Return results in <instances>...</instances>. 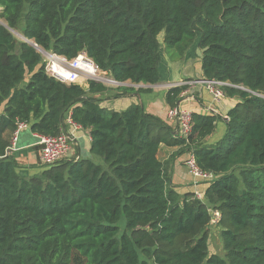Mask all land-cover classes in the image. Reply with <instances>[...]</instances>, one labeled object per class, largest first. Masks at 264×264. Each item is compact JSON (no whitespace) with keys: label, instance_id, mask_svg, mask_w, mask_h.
Listing matches in <instances>:
<instances>
[{"label":"trees","instance_id":"trees-1","mask_svg":"<svg viewBox=\"0 0 264 264\" xmlns=\"http://www.w3.org/2000/svg\"><path fill=\"white\" fill-rule=\"evenodd\" d=\"M0 8L8 26L0 24V264H264V0H0ZM10 29L25 40L18 45ZM161 33L181 59L202 50L203 78L239 98L229 119L193 112L181 138L140 103L103 107L96 95L111 89L102 82L50 76L28 42L68 59L85 52L120 83L157 84ZM186 88L166 91L170 108ZM69 116L90 130L102 163L63 159L32 176L19 171L8 153L18 123L56 136ZM220 121L224 135L207 143ZM162 144L193 152L216 175L202 190L206 201L169 184ZM211 209L222 214L217 224ZM213 227L224 256L209 251Z\"/></svg>","mask_w":264,"mask_h":264},{"label":"crops","instance_id":"crops-1","mask_svg":"<svg viewBox=\"0 0 264 264\" xmlns=\"http://www.w3.org/2000/svg\"><path fill=\"white\" fill-rule=\"evenodd\" d=\"M161 43V49L164 51L165 45ZM191 49L187 51L184 58L175 65L172 66L170 60L162 57L161 65V81L157 84H132L130 81L123 83L125 85L135 88V91L124 94L120 97H115L117 93L122 91L110 90L103 94H97L96 97L100 98V104L106 106L109 109L113 108L116 111H121L132 104L140 103L145 108V111L161 117L168 122L171 126L176 128V134H178L177 124L174 121H170L167 113L170 106L165 99L166 91L171 87L170 84L179 82L183 79H202V63L200 49ZM191 50V51H190ZM178 64V65H177ZM164 74V75H163ZM86 82V81H85ZM84 82V83H85ZM81 85L83 84L80 82ZM88 87V83L83 85ZM188 94L183 95L181 102L178 106L189 109L192 112L208 113L207 108L214 106L219 115L223 118L228 115V112L233 108L239 98H229L225 96L219 103H214L211 94L203 86H191L187 87ZM193 97V98H190ZM221 124L219 132L218 125ZM215 133L209 136L206 141L209 144L216 143L226 131V123L218 122ZM69 130L74 131L76 134V143L73 145L69 160L79 159H91L96 163H102L101 157L91 153V135L89 129L82 127L74 129L71 126L67 127ZM179 135V134H178ZM21 140V145L18 147L15 145V149H12L9 153L15 156L19 162V171L27 176H32L42 170V164L40 161L41 147L38 142V136L33 133L30 126L20 133L18 138ZM179 146H167L162 144L159 148L158 158L163 162H169L168 175L169 184L180 194L185 195L193 193L195 186L193 176L186 171L185 161L188 157V152L180 153ZM189 175L190 178H185ZM201 184V183H200ZM183 185H189L188 189L184 190ZM201 188V185H198ZM193 189V190H192Z\"/></svg>","mask_w":264,"mask_h":264},{"label":"built area","instance_id":"built-area-1","mask_svg":"<svg viewBox=\"0 0 264 264\" xmlns=\"http://www.w3.org/2000/svg\"><path fill=\"white\" fill-rule=\"evenodd\" d=\"M44 61L46 63V72L64 83H80L81 81L88 82L91 79H95L104 83L105 85L118 87L123 83L117 82L107 72L100 70L93 60H91L85 52L79 53L75 58L68 59L65 56L57 55L51 51L41 52ZM93 69L96 73L93 74L90 69ZM225 82L219 80H208V79H187L181 80L176 83H172L170 86H203L211 94L214 103H219L225 98V92L223 85ZM108 86V85H107ZM186 94V91L182 93V96ZM264 97L263 94H257ZM193 98V97H190ZM208 112L219 114L217 109L212 106L207 108ZM192 111L189 109L176 106L170 108L167 116L170 120L177 123L178 134L181 138H188L193 128ZM225 119H229V116H224ZM68 126L78 129L81 126L75 123L69 116L66 121ZM29 127L26 122H19L17 129L14 134L13 143L10 148L15 149L16 141L20 130ZM37 144L41 147L40 161L42 165H52L70 156L73 145L76 143V134L74 131L68 128H63L60 134L56 136L39 135ZM9 153V152H8ZM191 175L194 179L195 192L194 197L205 201L203 192L198 188L200 183H206L215 179L216 175L211 171H204L197 164L195 155L193 152H189L188 157L185 161ZM211 222L217 224L222 214L217 209H211Z\"/></svg>","mask_w":264,"mask_h":264},{"label":"rangeland","instance_id":"rangeland-1","mask_svg":"<svg viewBox=\"0 0 264 264\" xmlns=\"http://www.w3.org/2000/svg\"><path fill=\"white\" fill-rule=\"evenodd\" d=\"M0 15H1V8H0ZM2 23H4V21H3V19H2L1 16H0V24H2ZM13 32H14V35H15L17 41H18V45L20 44L21 41L25 40L24 37H23V34L21 33L20 30H16V29H14ZM163 36H164L163 33H161V35L159 36V40L161 41V43H162V41H163ZM163 42H164V41H163ZM163 45H165V44L163 43ZM163 55H164V58H165V59L171 61L172 66L175 65L174 63H177L178 61H181V60H182L181 58H179V56L177 55V53H176V51H175L174 48L167 47L166 45H165V49H164V51H163ZM177 65H178V64H177ZM163 75H164V74H163ZM92 80H95V79H92ZM184 80H187V79H184ZM96 81H97V80H96ZM81 82L83 83L82 85H86V84L88 83V82H85V81H81ZM84 82H85V83H84ZM99 82H100V81H99ZM24 84H25V82H23V83L21 84V86H24ZM80 84H81V83H80ZM107 85H108V87H110L111 90L116 89L115 86H109L110 84H107ZM170 85H171V84H170ZM187 87H191V86H187ZM194 87H195V86H194ZM185 91H186V90H185ZM188 93H189V91H186V94H188ZM182 97H183V96H182ZM181 100H182V99H181ZM180 102H181V101H180ZM177 106H178V105H177ZM103 107H106V106H103ZM107 108H108V107H107ZM110 109L115 110V109H113V108H110ZM168 118H169V117H168ZM170 121H172V120H170ZM220 122L224 123L223 121H220ZM174 123H176V122H174ZM176 124H177V123H176ZM220 126H221V124L218 125L217 133L219 132V130H220V128H221ZM25 129H26V128H25ZM22 131H24V129L20 130V132H19V134H18V138H19V136H20V133L22 134ZM16 145L19 147V146L21 145V140L17 139V141H16ZM66 159H68V158H66ZM185 166H186V171H187L189 174H191L190 171H189V169H188V167H187V165H186V163H185ZM191 176H192V175H191ZM185 178L187 179V178H190V177H189V175H188L187 177H186V175H185ZM193 180H194V179H193ZM193 182H194V181H193ZM193 184H194V183H193ZM199 185H201V188H200L201 191L207 187L206 183H201V184H199ZM193 186H194V185H193ZM182 187H184V190H185V189H188L189 185H183ZM192 190H193V189H192ZM194 192H195V189H194ZM194 192H193V193H194ZM193 193H188V195L194 197V194H193ZM205 201H206V200H205ZM220 231H221V229H219V228H214V227L210 230V236H209V251H210V253H216V254H218V255L224 256L226 252H225V250H224L223 241H222V237H221V233H220Z\"/></svg>","mask_w":264,"mask_h":264},{"label":"water","instance_id":"water-1","mask_svg":"<svg viewBox=\"0 0 264 264\" xmlns=\"http://www.w3.org/2000/svg\"><path fill=\"white\" fill-rule=\"evenodd\" d=\"M3 24V23H2ZM3 25H5V26H7L6 24H3ZM8 27V26H7ZM10 30H12V29H10ZM12 32H13V30H12ZM14 33V32H13ZM24 37V36H23ZM25 39V38H24ZM26 41H28V40H26ZM31 45H33L34 47H36V49L41 53L42 51H45L44 49H42V48H40L39 46H37L34 42H32V41H28ZM203 79H205V78H203ZM180 103V102H179ZM179 103H178V105H179ZM10 151H12V148H8V152H10Z\"/></svg>","mask_w":264,"mask_h":264},{"label":"bare ground","instance_id":"bare-ground-1","mask_svg":"<svg viewBox=\"0 0 264 264\" xmlns=\"http://www.w3.org/2000/svg\"><path fill=\"white\" fill-rule=\"evenodd\" d=\"M90 71H91L93 74H95V73H96V72H95V71H94L92 68L90 69Z\"/></svg>","mask_w":264,"mask_h":264}]
</instances>
